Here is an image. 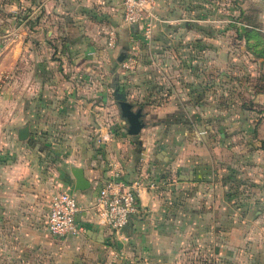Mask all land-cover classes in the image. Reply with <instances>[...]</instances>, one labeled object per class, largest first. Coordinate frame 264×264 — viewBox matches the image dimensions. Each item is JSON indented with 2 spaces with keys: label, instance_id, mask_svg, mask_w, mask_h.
Listing matches in <instances>:
<instances>
[{
  "label": "crops",
  "instance_id": "crops-1",
  "mask_svg": "<svg viewBox=\"0 0 264 264\" xmlns=\"http://www.w3.org/2000/svg\"><path fill=\"white\" fill-rule=\"evenodd\" d=\"M21 2L25 12L8 14V24L0 27L5 37L1 51L7 62L4 66L7 79L0 95V217L4 218L5 227L13 228L14 236L20 233L31 237L36 245L51 241L48 237L33 236L27 220L37 204L45 206L46 218L50 197L65 191L74 195L79 205L75 220L82 231L53 236L58 238L52 242L55 264H126V260H132V264H177L172 242L177 239L178 243H202V234L161 236L152 231L148 235L141 229L149 225L159 227L160 222L155 219L161 210L168 213L183 206L182 199L187 194L184 187L193 185L205 163V144L199 138H186L191 141L185 143L186 152L182 151L185 144L181 147L175 143L173 149L171 131H179L173 127L170 116L177 106L172 102L159 105L150 102L155 95L144 72L150 64L136 52H142L145 46L129 42L142 36L141 26L123 23L121 0ZM160 5L169 11L176 7L178 14L173 18L167 15L166 20L164 16V20L185 21L181 30L185 39L187 35L193 36L192 43L187 41L179 46L185 50L179 79L187 80L191 76L189 70L197 68V52L202 47V41H198L201 31L192 30L191 23H199L209 13L204 9V0H157L151 35L157 30L153 25ZM108 28L116 30L114 49L123 52L120 48H129L136 53L133 76H127L125 69L114 65L117 82L124 81L126 88L129 84L135 86L123 93L125 100L134 96L131 104L142 108V127L134 135L126 133V123L118 119V107L108 99L111 87L103 73L111 69L110 56L115 53L105 49L104 35ZM49 51L55 58L45 54ZM93 52L94 57L89 56ZM94 68L99 74H95ZM81 71L91 74L80 80L77 73ZM194 78L197 81V71ZM183 89V96L195 97L193 91ZM105 119L109 122L111 139L97 145L94 138ZM162 125L166 129L161 130ZM24 126L28 133L21 140L17 133ZM198 129V126L194 129L195 138ZM31 141L44 143L49 154L39 155ZM109 159L118 162L124 181L139 179L143 185L137 197L138 212L118 232L105 226L92 206L100 183L107 178ZM77 173L87 181V188L75 189ZM213 204L210 207L217 209L218 204ZM25 226H29L27 231ZM217 252L219 256L220 248ZM201 260L197 263L201 264Z\"/></svg>",
  "mask_w": 264,
  "mask_h": 264
},
{
  "label": "rangeland",
  "instance_id": "rangeland-1",
  "mask_svg": "<svg viewBox=\"0 0 264 264\" xmlns=\"http://www.w3.org/2000/svg\"><path fill=\"white\" fill-rule=\"evenodd\" d=\"M21 1L0 0V27L8 24V14L25 12ZM204 4L209 15L199 23H191L192 30L201 31L198 41H202L203 48L198 50L197 68L189 70L191 76L187 80L179 79L180 60L185 59V50L179 46L187 41L192 43L193 36L187 35L188 39H185L186 35L181 31L185 21H165L167 15L173 18L178 14L176 7L170 11L161 5L158 7L157 21L153 25L157 29L155 35H151L150 29L145 35L140 27L142 36L129 40L145 46V50L136 52L150 64L144 71L155 95L150 102L153 105L172 102L177 106L170 116L173 127L179 131H171L173 149L175 143H180L181 147L189 144L191 141L186 139L184 131L190 135L197 126L207 127L208 136H212L210 146H204L205 163L199 176L193 185L184 187L187 194L182 199L183 206L168 213L161 210L155 219L160 226L149 225L141 230L148 235L155 231L154 234L161 236L202 234V243H178L175 242L177 239L172 242L177 264H198V259H202L201 264H264V0H204ZM113 30L116 47L117 35ZM245 30H251L247 40L243 36ZM4 39L0 33V95L7 79V68L4 67L7 62L1 51ZM150 44L156 47H146ZM114 48L108 49L115 51L110 56L112 67L103 73L109 83L117 74L116 65L125 69L127 76L136 72L134 49L120 48L123 52H119ZM94 53L89 56L94 57ZM45 54L50 56L51 51ZM118 55L122 56L120 61H117ZM52 56L53 53L50 58H55ZM123 61L132 63L122 67ZM94 70L99 74L97 68ZM196 71L197 81L194 78ZM90 74L81 71L77 76L82 80ZM123 84L124 81H119L116 87L122 93L135 89L134 85L129 84L126 88ZM184 87L193 91L195 97L183 96ZM112 90L108 89V99L114 101ZM114 105L118 107L115 101ZM135 106L136 103L132 104L131 109L135 110ZM163 129L166 127L162 125ZM186 146L183 152L187 151ZM212 202L218 204L217 209L210 207ZM201 206L203 210L199 209ZM31 215L26 220L31 223L32 235L48 237L51 241L36 245L31 237L20 233L14 236V229L5 227L4 218L0 217V264H55L51 256L55 249L52 242L58 238L45 230V206L37 204ZM150 221L153 224L152 217ZM29 226H25L24 231ZM218 248L221 250L219 256ZM124 263L132 264V260Z\"/></svg>",
  "mask_w": 264,
  "mask_h": 264
},
{
  "label": "built area",
  "instance_id": "built-area-1",
  "mask_svg": "<svg viewBox=\"0 0 264 264\" xmlns=\"http://www.w3.org/2000/svg\"><path fill=\"white\" fill-rule=\"evenodd\" d=\"M156 3L157 0H121L123 23L140 25L147 35L155 20L153 8ZM115 41V31L107 30L105 48L113 49ZM131 63V61L128 63L123 61L122 66L128 67ZM101 125L102 129L94 138L97 145H104L111 139L108 120H103ZM107 167V178L100 183L92 206L103 224L112 231L118 232L125 228L131 216L138 212L137 197L143 185L139 179L124 181L120 165L115 159H109ZM79 209L74 195L65 191L54 193L48 203L46 231L56 237L81 232L82 226L75 220V214Z\"/></svg>",
  "mask_w": 264,
  "mask_h": 264
},
{
  "label": "water",
  "instance_id": "water-1",
  "mask_svg": "<svg viewBox=\"0 0 264 264\" xmlns=\"http://www.w3.org/2000/svg\"><path fill=\"white\" fill-rule=\"evenodd\" d=\"M121 59L122 56L118 55L117 60L120 61ZM112 95L117 102L120 116H122L127 123V133L132 135L136 134L142 127L140 109L132 110L129 102L125 100L124 94L118 91L117 88H113ZM27 133V127L24 126L18 131L17 137L22 140L26 138ZM75 178V189H84L88 187V183L83 179L81 173H77Z\"/></svg>",
  "mask_w": 264,
  "mask_h": 264
},
{
  "label": "trees",
  "instance_id": "trees-1",
  "mask_svg": "<svg viewBox=\"0 0 264 264\" xmlns=\"http://www.w3.org/2000/svg\"><path fill=\"white\" fill-rule=\"evenodd\" d=\"M247 28H249V29H251V27H247ZM250 32H251V30H245V34L243 35L244 36V39H248L250 36H251V34H250ZM252 35H256V33H253ZM118 61V60H117ZM109 86L111 87V88H116V87H118V82H117V79H116V75H114L113 76V79L111 80V82H110V84H109ZM113 99H114V97H113ZM114 101L116 102V100L114 99ZM128 102V101H127ZM116 104H117V102H116ZM129 104H130V106L132 107V104L129 102ZM136 109H140V107H137ZM119 110V109H118ZM142 116V113H141V109H140V117ZM118 119L120 120H123L125 123H126V121H125V119L122 117V116H120V114H118ZM142 123V122H141ZM127 124V123H126ZM198 134H197V136H196V138H195V130H193L194 132H192V134L190 133V135L188 134V132H184V135L186 136V138L188 139H197V138H199V140H202L203 141V143L204 144H206V145H208L209 143H210V139H211V137L212 136H208V135H210V133H209V129L207 128V127H203V126H198ZM125 131H126V133H127V125H126V128H125ZM128 134V133H127ZM201 135V136H200ZM194 137V138H193ZM31 143H32V148L35 150V151H37L38 153H39V155H45V154H49L48 153V150H47V148H46V145H44V143H42V142H40V141H36V142H32L31 141ZM129 221H130V219H129ZM129 223V222H128Z\"/></svg>",
  "mask_w": 264,
  "mask_h": 264
}]
</instances>
